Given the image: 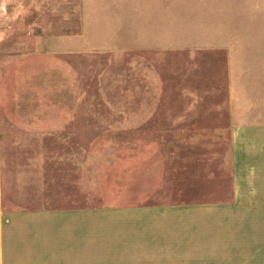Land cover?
<instances>
[{
    "label": "rangeland",
    "instance_id": "1",
    "mask_svg": "<svg viewBox=\"0 0 264 264\" xmlns=\"http://www.w3.org/2000/svg\"><path fill=\"white\" fill-rule=\"evenodd\" d=\"M0 87L6 195L158 211L204 263L259 253L230 206L264 200V0H0Z\"/></svg>",
    "mask_w": 264,
    "mask_h": 264
},
{
    "label": "crops",
    "instance_id": "2",
    "mask_svg": "<svg viewBox=\"0 0 264 264\" xmlns=\"http://www.w3.org/2000/svg\"><path fill=\"white\" fill-rule=\"evenodd\" d=\"M2 99L0 87V131ZM249 155H239L237 167ZM240 197L230 206L231 235L244 242L238 252L249 253V243L260 235L252 220L264 221V200ZM158 214L145 209L47 208L38 198L6 195L0 135V264H264V244L256 247L257 256L192 260L186 229ZM239 219L247 226L241 233L233 229ZM262 230L264 237V223Z\"/></svg>",
    "mask_w": 264,
    "mask_h": 264
}]
</instances>
